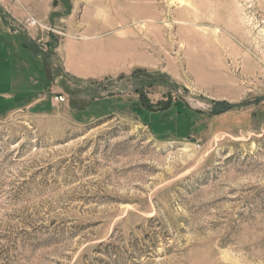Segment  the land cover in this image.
<instances>
[{
	"label": "rangeland",
	"instance_id": "rangeland-1",
	"mask_svg": "<svg viewBox=\"0 0 264 264\" xmlns=\"http://www.w3.org/2000/svg\"><path fill=\"white\" fill-rule=\"evenodd\" d=\"M0 6L46 76L0 93V264H264V0Z\"/></svg>",
	"mask_w": 264,
	"mask_h": 264
},
{
	"label": "crops",
	"instance_id": "crops-1",
	"mask_svg": "<svg viewBox=\"0 0 264 264\" xmlns=\"http://www.w3.org/2000/svg\"><path fill=\"white\" fill-rule=\"evenodd\" d=\"M5 11L0 6V67L5 70L0 76V93L10 97L17 92L27 96L30 94L31 105H34L37 103V99L34 100L33 97L34 91H38V86L45 82L46 76L38 55L32 52L22 36L6 29L8 25L5 21ZM73 44L67 43L71 47ZM12 48H15L14 51ZM76 57L73 52L67 51L65 71L76 76H93V69L85 68L83 59L79 58V63L72 62Z\"/></svg>",
	"mask_w": 264,
	"mask_h": 264
},
{
	"label": "built area",
	"instance_id": "built-area-1",
	"mask_svg": "<svg viewBox=\"0 0 264 264\" xmlns=\"http://www.w3.org/2000/svg\"><path fill=\"white\" fill-rule=\"evenodd\" d=\"M29 24L31 25H36L37 24V21L35 19H30L29 21ZM65 101V97L61 94H55L53 97H52V103H61V102H64Z\"/></svg>",
	"mask_w": 264,
	"mask_h": 264
}]
</instances>
